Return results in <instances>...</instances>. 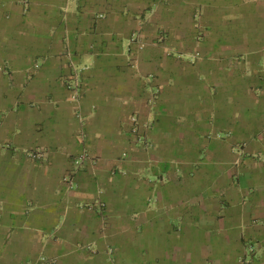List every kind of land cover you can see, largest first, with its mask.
<instances>
[{"label": "crops", "instance_id": "0c3cea01", "mask_svg": "<svg viewBox=\"0 0 264 264\" xmlns=\"http://www.w3.org/2000/svg\"><path fill=\"white\" fill-rule=\"evenodd\" d=\"M0 264H264V0H0Z\"/></svg>", "mask_w": 264, "mask_h": 264}, {"label": "built area", "instance_id": "2783aa9c", "mask_svg": "<svg viewBox=\"0 0 264 264\" xmlns=\"http://www.w3.org/2000/svg\"><path fill=\"white\" fill-rule=\"evenodd\" d=\"M21 3L24 5L25 8L28 7L29 5V0H20ZM68 89L71 91V98L73 101H78L81 97L82 94V85H81V80H80V75L79 73L76 71L73 78L69 81L68 85H67ZM132 120L134 121V123H136L132 129L134 134H138L137 135V141L140 143H145V137L142 136L141 134H139V129H138V125H137V118H132ZM30 156L34 159H42L43 158V154L40 151H34L32 153H30ZM88 160H91L90 156L88 155V153L85 151L83 152L80 156H78L77 158L74 159V166L75 168L71 170L70 174L66 177V180L71 182V174L75 173L76 169H80L82 168V166L84 165V163ZM102 207V206H101Z\"/></svg>", "mask_w": 264, "mask_h": 264}, {"label": "rangeland", "instance_id": "374dc122", "mask_svg": "<svg viewBox=\"0 0 264 264\" xmlns=\"http://www.w3.org/2000/svg\"><path fill=\"white\" fill-rule=\"evenodd\" d=\"M199 20V18L197 19V21ZM199 23V21H198ZM201 25L200 23L196 26V33L199 34L201 32ZM177 58H182V61L184 62H190L191 59L189 57H178L176 55ZM177 83V82H176ZM182 86H184V89L182 88L181 91L178 93V101L180 102L181 100H185V97H188V88H187V82H186V79L184 77V82L182 83ZM184 98V99H183ZM225 137V136H224Z\"/></svg>", "mask_w": 264, "mask_h": 264}]
</instances>
